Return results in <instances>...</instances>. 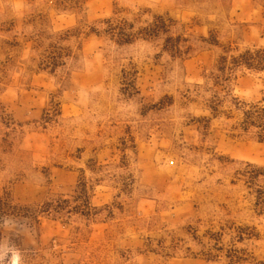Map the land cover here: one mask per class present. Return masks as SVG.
I'll list each match as a JSON object with an SVG mask.
<instances>
[{
    "label": "rangeland",
    "instance_id": "374dc122",
    "mask_svg": "<svg viewBox=\"0 0 264 264\" xmlns=\"http://www.w3.org/2000/svg\"><path fill=\"white\" fill-rule=\"evenodd\" d=\"M157 15L156 38L104 31ZM253 47L264 0H0V191L63 208L6 218L0 264H264V141L208 106L264 99V74L211 78Z\"/></svg>",
    "mask_w": 264,
    "mask_h": 264
},
{
    "label": "trees",
    "instance_id": "16d2710c",
    "mask_svg": "<svg viewBox=\"0 0 264 264\" xmlns=\"http://www.w3.org/2000/svg\"><path fill=\"white\" fill-rule=\"evenodd\" d=\"M105 23L106 28L104 31L111 39L122 45L130 44L140 37L144 39L156 38L169 32L172 26V19L164 15H157L154 16L152 22L138 28L135 21L132 22L127 19H108ZM181 43L182 39L180 37L168 36L165 40L166 51L173 56H180L190 50V46L182 47ZM231 52L232 50L230 49L226 50L217 59L211 77L216 85H221L223 82L228 81L238 70L264 74L263 47L246 48L243 51L237 50L236 53ZM226 101H229V106L227 109H223ZM208 106L215 115L223 116L228 120H238L233 126L234 128H239L245 133L255 130L257 137L264 141V99L257 103H247L238 97H231L230 100H227L216 95ZM258 176L260 174L254 175L252 178L254 179ZM80 189V192L84 195L86 187L82 185ZM259 193L262 194V191ZM263 196H260L259 202L264 205ZM87 204L88 201H86ZM60 210H63V208L51 202H47L37 209L20 205L13 200L8 192L0 191V224L8 217L37 223L41 212L57 213Z\"/></svg>",
    "mask_w": 264,
    "mask_h": 264
}]
</instances>
